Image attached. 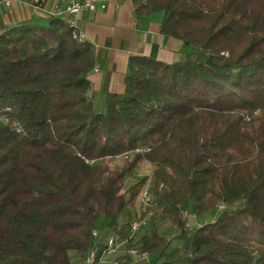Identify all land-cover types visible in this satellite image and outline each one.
I'll return each mask as SVG.
<instances>
[{"label":"trees","instance_id":"1","mask_svg":"<svg viewBox=\"0 0 264 264\" xmlns=\"http://www.w3.org/2000/svg\"><path fill=\"white\" fill-rule=\"evenodd\" d=\"M132 2L188 50L129 56L103 110L75 26L0 25V264H87L110 236L117 264H264V0ZM144 162L152 213L130 236Z\"/></svg>","mask_w":264,"mask_h":264},{"label":"crops","instance_id":"2","mask_svg":"<svg viewBox=\"0 0 264 264\" xmlns=\"http://www.w3.org/2000/svg\"><path fill=\"white\" fill-rule=\"evenodd\" d=\"M66 1L43 0L40 6L32 0L0 4V25L42 21L51 15L71 17L83 38L99 51L95 67L88 74L92 84L90 96L96 103L101 102L106 90H122L129 56L149 54L155 46L157 58L172 61L188 50L181 39L160 32V14L136 17L132 0H98L105 4L104 8L73 15L63 13Z\"/></svg>","mask_w":264,"mask_h":264},{"label":"built area","instance_id":"3","mask_svg":"<svg viewBox=\"0 0 264 264\" xmlns=\"http://www.w3.org/2000/svg\"><path fill=\"white\" fill-rule=\"evenodd\" d=\"M11 0H0V4H9ZM43 0H32V3L36 6H40L42 4ZM105 4L103 2H99L98 0H67L66 4L63 8V13L66 15H73L81 11L86 10H97L98 8H104ZM71 20H73L71 17H69ZM80 38H83L82 33H78ZM141 202H142V208H141V215L137 217L136 222H131L130 226V236H133L135 232L144 224H146V221L149 217V215L152 213L150 209H148L147 206L151 204V194L148 189L144 188L141 193ZM96 232L94 231L93 234ZM119 236L117 240L115 241L114 246H111V250H115L118 245L120 244ZM93 258V251L89 254V256L86 259V263L90 264Z\"/></svg>","mask_w":264,"mask_h":264},{"label":"rangeland","instance_id":"4","mask_svg":"<svg viewBox=\"0 0 264 264\" xmlns=\"http://www.w3.org/2000/svg\"><path fill=\"white\" fill-rule=\"evenodd\" d=\"M103 109H104V103L101 102L98 104V110H103ZM150 172H151V166L148 163L144 162L139 166V168L136 171H134L132 174H130L126 177V186H128L130 183L134 182L137 177H142V176L148 177L147 181L139 189V192H138L137 197H136L135 207L139 211H141V208L143 207L141 199H140L141 193H142L144 188L148 189ZM150 205L147 206L149 209H150ZM123 217L124 216H121L120 218L122 219ZM191 217H194V216H191ZM192 222L194 223L195 221L192 220ZM119 241H120V244L118 245V247L115 250L108 251V252L102 251V253H101V255L97 261H94V252H93V258H92V261L90 264H117L118 262L115 258L118 257L119 254H122L124 251L122 249L123 248L122 245L124 243V240L121 238V239H119ZM176 242L177 241H174V243H176ZM129 252L133 255L134 264H143V263L147 262L148 260L152 259V257L148 256L145 252L140 253V252L136 251L135 249H131V250H129Z\"/></svg>","mask_w":264,"mask_h":264},{"label":"bare ground","instance_id":"5","mask_svg":"<svg viewBox=\"0 0 264 264\" xmlns=\"http://www.w3.org/2000/svg\"><path fill=\"white\" fill-rule=\"evenodd\" d=\"M65 19L68 21V23L70 25L75 26L74 20H71L70 18H65ZM79 33H81V32H79ZM136 220H137V217L132 222H136ZM116 240L117 239H115L114 237L110 236L107 239L106 246L104 247V249L102 251H106V252L110 251L111 250V246H114Z\"/></svg>","mask_w":264,"mask_h":264}]
</instances>
